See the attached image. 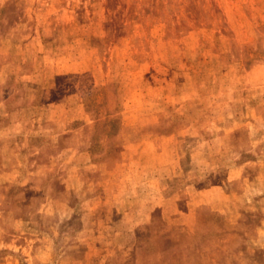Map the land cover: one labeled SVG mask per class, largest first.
Wrapping results in <instances>:
<instances>
[{
	"label": "rangeland",
	"instance_id": "1",
	"mask_svg": "<svg viewBox=\"0 0 264 264\" xmlns=\"http://www.w3.org/2000/svg\"><path fill=\"white\" fill-rule=\"evenodd\" d=\"M0 264H264V0H0Z\"/></svg>",
	"mask_w": 264,
	"mask_h": 264
}]
</instances>
